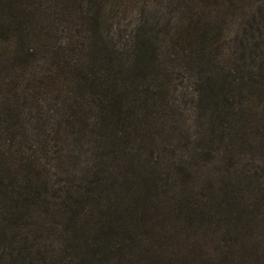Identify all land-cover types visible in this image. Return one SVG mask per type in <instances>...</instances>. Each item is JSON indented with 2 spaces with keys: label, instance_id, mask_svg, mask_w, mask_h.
Listing matches in <instances>:
<instances>
[{
  "label": "trees",
  "instance_id": "trees-1",
  "mask_svg": "<svg viewBox=\"0 0 264 264\" xmlns=\"http://www.w3.org/2000/svg\"><path fill=\"white\" fill-rule=\"evenodd\" d=\"M144 1L0 0V264H264V0Z\"/></svg>",
  "mask_w": 264,
  "mask_h": 264
},
{
  "label": "rangeland",
  "instance_id": "rangeland-1",
  "mask_svg": "<svg viewBox=\"0 0 264 264\" xmlns=\"http://www.w3.org/2000/svg\"><path fill=\"white\" fill-rule=\"evenodd\" d=\"M151 1H152V0H151ZM151 1H150V0H145L144 3L147 4L148 6H150V5H152ZM147 9H149V7H147ZM134 10H135V7H133V9L131 10V13H132ZM128 18H129V17H127V19H128ZM130 19H131V18H130ZM181 75H182V74L179 72V73L177 74L176 79L178 80L179 77H180Z\"/></svg>",
  "mask_w": 264,
  "mask_h": 264
}]
</instances>
